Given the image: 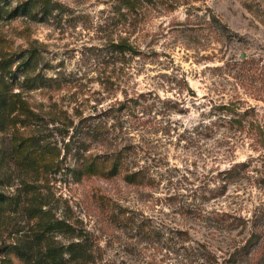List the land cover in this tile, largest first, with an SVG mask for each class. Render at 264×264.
Wrapping results in <instances>:
<instances>
[{
    "label": "rangeland",
    "instance_id": "rangeland-1",
    "mask_svg": "<svg viewBox=\"0 0 264 264\" xmlns=\"http://www.w3.org/2000/svg\"><path fill=\"white\" fill-rule=\"evenodd\" d=\"M26 1L0 0V264H209L204 247L225 264L264 214V165L249 163L223 191L224 172L260 152L205 127L227 114L213 105L237 94L264 119V94L238 91L227 66L264 52V0L140 1L133 11L122 0H49L42 21L14 12ZM125 38L158 56L128 60L112 47ZM182 73L196 97L178 94ZM124 91L180 98L182 111L157 100L153 113H98ZM98 123L117 140L87 138V153L134 143L148 186L76 174L84 126ZM83 240L87 259L69 261L66 248ZM245 264H264V249Z\"/></svg>",
    "mask_w": 264,
    "mask_h": 264
},
{
    "label": "trees",
    "instance_id": "trees-1",
    "mask_svg": "<svg viewBox=\"0 0 264 264\" xmlns=\"http://www.w3.org/2000/svg\"><path fill=\"white\" fill-rule=\"evenodd\" d=\"M140 1L143 2V4L146 3L154 5V1L156 0H122L125 8L129 11L135 10L136 5ZM53 6L54 5H52L49 0H28L18 5L14 12L27 15L36 21H42V19H38V14L41 13L45 16H50L53 13ZM210 18L212 21L216 20L215 16H210ZM112 47L116 53L124 55L128 60L140 55L146 59L152 57L153 55L158 56L155 52L142 53L141 51H138L134 43L131 42V39L127 38L122 39L117 43H113ZM256 55L261 57L256 58ZM233 62V64L228 63L227 66L229 68L232 66V70L239 71L238 77V71L235 75L237 80V90L239 91L241 87H243L246 91H248V95L254 96L253 98H257V96L264 94V52L252 54L250 57L245 55L242 61L236 60ZM173 79L178 86L179 95L184 96V94H187V96L196 97V93L190 87L185 73H182L180 78L175 77ZM157 100L167 104L168 107H166V109L169 112L174 110L178 112L182 111L180 108L182 104L180 98H176L175 100L173 98H169L167 102H164L162 101L163 99H160V97L153 91L142 93L137 92L133 95L124 91L122 99L117 98L107 109L101 110L98 113H153ZM150 101H153L152 105L149 104ZM212 108L218 112L227 114L223 115L224 118L221 121V124L215 123L212 124V126L205 127L206 129H212L207 136L210 137L214 134L215 127L224 128L227 138V147L235 148L238 142L244 143L247 141L255 151L260 152L258 157H251L248 162L236 163L228 171L224 172L225 180H223L224 185L222 190L225 191L227 187L235 182V180L243 173L247 174L245 169L248 167L249 163L257 161L264 165V119H261L256 108L243 101L239 94L235 95L229 102L215 104ZM19 110V116H26V118L29 115L31 117L36 116V114L28 108L26 109L25 107L20 106ZM114 115V118H116V114ZM94 117L90 116L84 121L91 120V118ZM84 127L90 128L91 132H88L85 135L86 137L79 141L80 144L78 145L79 147L77 150L78 163L75 170L77 175L80 177L84 175L99 176L109 179L121 177L129 184L142 186H148L150 184V171L147 166L143 167L140 165L139 147L132 142L125 144L120 150L117 149L119 147V143H116V149L114 151H110L109 153H105L104 155L87 153V138H95L98 140L97 142L108 143L111 136V143L116 142L118 135L117 129L114 125H111L110 127H102L98 123L94 125L86 124ZM259 182L264 187V176L260 178ZM263 217L264 214L256 216L255 221H253V228L249 231V236L243 241L235 242L233 245L229 244L230 246L224 253L225 264H245L257 261V257L261 255V251L264 249V246H262V244L260 245V243L264 240V230L260 224ZM234 220H236V218H234ZM240 221L242 222V227L246 228L249 219L240 218ZM233 226L234 228H238L239 225L235 224ZM203 250L205 253H203L202 256L206 258V261L209 262V264H219L217 255L211 249L204 247ZM66 251L70 256L69 261H72V259L75 258L86 260L87 255L89 254L84 240L71 243L66 248Z\"/></svg>",
    "mask_w": 264,
    "mask_h": 264
}]
</instances>
